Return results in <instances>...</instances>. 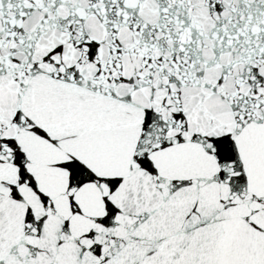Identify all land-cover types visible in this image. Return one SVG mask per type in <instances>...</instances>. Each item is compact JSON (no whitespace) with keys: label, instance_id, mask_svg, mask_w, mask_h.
I'll return each instance as SVG.
<instances>
[{"label":"snow or ice","instance_id":"snow-or-ice-1","mask_svg":"<svg viewBox=\"0 0 264 264\" xmlns=\"http://www.w3.org/2000/svg\"><path fill=\"white\" fill-rule=\"evenodd\" d=\"M0 264H264V0H0Z\"/></svg>","mask_w":264,"mask_h":264}]
</instances>
